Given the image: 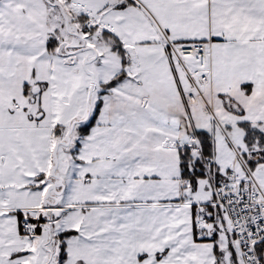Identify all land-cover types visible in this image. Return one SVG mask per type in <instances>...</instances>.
Here are the masks:
<instances>
[{"label":"snow or ice","instance_id":"obj_1","mask_svg":"<svg viewBox=\"0 0 264 264\" xmlns=\"http://www.w3.org/2000/svg\"><path fill=\"white\" fill-rule=\"evenodd\" d=\"M0 264H264V0H0Z\"/></svg>","mask_w":264,"mask_h":264}]
</instances>
